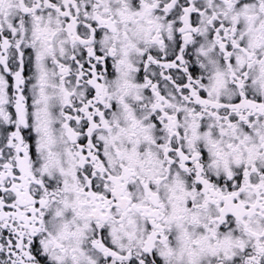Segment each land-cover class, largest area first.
<instances>
[{
	"label": "snow or ice",
	"instance_id": "snow-or-ice-1",
	"mask_svg": "<svg viewBox=\"0 0 264 264\" xmlns=\"http://www.w3.org/2000/svg\"><path fill=\"white\" fill-rule=\"evenodd\" d=\"M0 264H264V0H0Z\"/></svg>",
	"mask_w": 264,
	"mask_h": 264
}]
</instances>
